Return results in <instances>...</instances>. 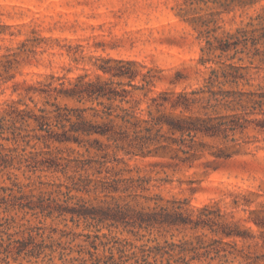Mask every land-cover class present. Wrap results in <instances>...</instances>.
Returning <instances> with one entry per match:
<instances>
[{
  "label": "rangeland",
  "instance_id": "374dc122",
  "mask_svg": "<svg viewBox=\"0 0 264 264\" xmlns=\"http://www.w3.org/2000/svg\"><path fill=\"white\" fill-rule=\"evenodd\" d=\"M262 7L264 0H256L247 9L223 14L216 33L244 25ZM204 11L186 0H0V30L4 31L0 34V55L19 48L27 53L14 78L0 84V104L23 98L33 105L26 95L27 85L37 84L50 73L64 75L66 80L81 76L85 81L105 83L101 96L60 100L84 108L83 119L91 133L80 131L76 139L49 141L48 147L41 141L35 144L37 150L59 153L56 171L38 173L43 182L63 184L60 201L65 209L51 216L15 214L16 222L41 227L37 238L40 253L20 259V264H140L141 259L135 261L140 247L184 241L197 246L189 264H247L228 245H210L207 248L213 246L211 251L204 253L206 248L200 246L218 235L208 225L192 226L198 209L208 206L213 217L221 215L218 220L239 219L252 232H260L248 209L264 202V105H257L264 102L260 96L264 94V60L240 54L243 60L237 62L245 66L241 71L244 75L235 81L220 76L212 83L216 92L251 93L241 96L244 106L237 110L243 112V128L229 131L227 141L206 136L197 140L212 146L235 144L238 153L216 158L207 149L200 158L184 163L168 155L143 157L134 154L138 149L130 145L139 142L144 123L140 122L139 128L138 121L148 119L151 123L150 113L168 111V105L164 108L154 101L160 92L202 88L211 68H219L217 61L199 62L204 39L188 21L192 13ZM120 67L132 75H112ZM22 80L27 84L12 86ZM193 112L209 116L233 113L226 102L207 99L206 95ZM155 133L153 129L152 136ZM160 134L168 136L165 127ZM7 176L0 172V184L10 182ZM18 176L26 181L19 171ZM128 178L133 179V187ZM115 180L117 191L112 189ZM40 188L47 187L41 184ZM114 201L128 203L136 210H150L155 205L174 207L192 223L139 228L132 222L113 221L105 217V209ZM9 213L0 205V216ZM257 240V244L238 240L237 246L259 256L256 264H264V241L261 236ZM124 243L126 249L120 250ZM215 247L222 249L216 253ZM227 250L234 253L223 255ZM191 254L186 253V260Z\"/></svg>",
  "mask_w": 264,
  "mask_h": 264
},
{
  "label": "trees",
  "instance_id": "16d2710c",
  "mask_svg": "<svg viewBox=\"0 0 264 264\" xmlns=\"http://www.w3.org/2000/svg\"><path fill=\"white\" fill-rule=\"evenodd\" d=\"M255 2L256 0H186L187 4L196 5L197 8L205 10L203 13H192L193 15L188 18L198 35L204 39L199 62L217 61L219 68H211L210 75L202 88L159 93L158 99L154 101L157 106L165 108L168 105V111L159 109L156 115L150 113L151 123L148 119H141L137 122L139 128L140 122L144 125L139 131L141 132V136L138 137L139 142H136V145L130 144L138 149V152L134 154H140L143 157L168 155L174 160L187 163L200 158L203 151L207 149L216 158H229L239 152L235 144L226 142L227 144L222 146H212L206 142H198L197 138L206 136L227 141L229 131L235 133L239 128H243L241 123L243 112L237 110L238 107L244 106L241 96L249 92L241 90L216 92L211 87L220 76L226 81H230L229 77L233 78L231 81H235L244 75L241 71L245 66L237 62L243 60V55L250 60L255 57L264 60V7L254 16H250L244 25L232 31H223L220 35L216 33L219 29L217 21L223 14L247 9ZM1 33L4 31L0 30ZM26 40L22 41V44L26 45ZM23 54H27L26 50L19 48L17 51L0 55V84L14 78ZM120 62L122 63V61H117V63ZM103 69L105 72H110L109 68ZM128 71L120 67L116 68L112 75H132L128 74L130 73ZM20 84H27V82L25 80L14 81L12 86ZM104 93L105 83L103 82L85 81L81 76L66 80L64 75L50 73L37 84L27 85L26 95L33 105L24 102L23 98L11 99L0 104V172H6L10 180L8 184H0V205H3L4 211L13 212L0 216V264H20V259L36 257L40 253L37 238L40 236L41 227L18 223L15 214L22 212L26 215L30 212L51 216L65 209L60 201L63 184H54L52 181L43 182L40 179L41 174L38 173L42 170L56 171L59 165V153L51 154L48 150H37L35 144L41 141L45 147H48L49 141H69L76 139V134L80 131L91 133V129L89 123L83 119V107H71L66 102L61 103L60 100L70 101L76 98L81 101L86 96H101ZM205 95L207 99L226 102L233 113L218 116L194 113L193 108L205 99ZM235 95L239 97L236 98ZM257 105L261 107L264 102H257ZM163 127L166 128L168 136L160 134ZM153 129H155L156 136H152ZM6 142H11L12 145ZM150 145L153 146L152 149H149ZM29 146L30 149H28ZM212 147H215L214 150H211ZM18 171L26 181L19 179ZM143 180L140 179V181ZM127 181L130 182V187H133V179L128 178ZM41 184H45L47 188L41 189ZM113 185V191H117L119 189L118 180H115ZM25 188L29 190L26 191ZM128 188L127 185L123 191ZM109 205L105 209V217L113 221L121 220L126 224L132 222L131 225L137 224L139 228L192 223L191 220H184L182 212L174 207L155 205L150 210H136L128 203L119 205L117 201ZM77 211L81 213L79 209ZM248 211L250 220L260 229L259 233L252 232L250 227L244 226L239 219L218 220L221 215H217V218L213 217V210L208 206L198 209L197 220L193 222L192 227L208 225L210 231L218 235L210 243L200 246L206 248L204 253L208 254L211 251L213 246L210 247L211 249L207 248L210 245H218V247H220L219 244L228 245L235 249V254L242 257L247 264H256L259 256L253 257L249 251L238 247L237 241H251L257 244V238L260 236L264 241V202ZM96 213L93 212V215H97ZM225 238H230L232 241L228 242ZM187 244L190 245L189 248ZM126 246L127 243L122 244L120 250L122 247L125 250ZM218 247L214 248L216 253L222 249ZM196 248L197 246L192 242L187 241L179 244L165 242L163 245L143 246L139 248L140 256L136 257L135 261L138 262L141 259L143 262L140 264H189V260L195 258L196 254L193 252ZM188 252L192 254L186 260ZM229 253L234 252L227 250L223 255L226 256ZM150 257L153 258L152 261L149 260Z\"/></svg>",
  "mask_w": 264,
  "mask_h": 264
}]
</instances>
